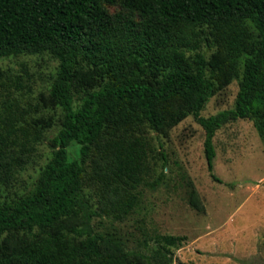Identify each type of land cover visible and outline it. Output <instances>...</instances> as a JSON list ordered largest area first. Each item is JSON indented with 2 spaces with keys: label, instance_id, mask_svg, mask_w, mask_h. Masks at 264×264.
<instances>
[{
  "label": "trees",
  "instance_id": "trees-1",
  "mask_svg": "<svg viewBox=\"0 0 264 264\" xmlns=\"http://www.w3.org/2000/svg\"><path fill=\"white\" fill-rule=\"evenodd\" d=\"M117 2L123 8L117 13L104 6ZM205 46L216 48L210 57ZM44 52L59 61L50 98L63 117L33 186L0 200V264H150L114 225L95 231L90 221H124L140 204L142 187L161 183L162 175L148 178L151 160H163L162 174L168 165L150 131L167 136L192 115L205 129L216 180L218 129L249 119L264 138V0H0V59ZM234 78H240L234 107L203 116ZM18 120L0 112L2 182L26 162L12 154L9 137L27 151L44 137L46 126L30 130ZM72 143L80 145L73 160ZM189 193L198 207L197 190ZM161 239L178 245L185 237Z\"/></svg>",
  "mask_w": 264,
  "mask_h": 264
},
{
  "label": "rangeland",
  "instance_id": "rangeland-1",
  "mask_svg": "<svg viewBox=\"0 0 264 264\" xmlns=\"http://www.w3.org/2000/svg\"><path fill=\"white\" fill-rule=\"evenodd\" d=\"M110 13L123 10L119 2L104 4ZM216 48H201L207 57ZM59 61L50 53L22 54L0 59V112L18 117L17 126H46L44 137L33 151L18 144L8 148L26 162L12 176L0 181V200H10L33 186L51 158L52 138L60 129L63 111L50 98V88ZM240 78L219 90L201 112L208 117L233 108ZM51 121V125L47 124ZM19 138L26 137L19 131ZM156 154L162 143L168 165L158 158L148 177L162 175L156 188L142 187L141 202L124 221L94 216L95 231L121 232L128 247L148 256L150 264H264V138L249 119L231 121L214 137V174L205 153V129L190 115L174 126L167 136L150 131ZM2 145L0 141V146ZM80 145L69 146V158H79ZM4 177V175H2ZM197 190V204L191 205L190 189ZM87 194L94 208L98 197L93 187ZM163 235L184 236L178 245H167ZM161 236V237H160Z\"/></svg>",
  "mask_w": 264,
  "mask_h": 264
}]
</instances>
